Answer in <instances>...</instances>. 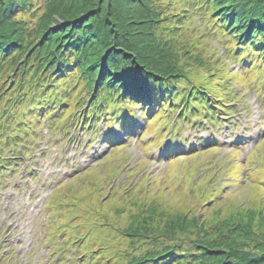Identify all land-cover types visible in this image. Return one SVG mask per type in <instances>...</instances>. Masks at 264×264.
Here are the masks:
<instances>
[{
    "label": "rangeland",
    "instance_id": "374dc122",
    "mask_svg": "<svg viewBox=\"0 0 264 264\" xmlns=\"http://www.w3.org/2000/svg\"><path fill=\"white\" fill-rule=\"evenodd\" d=\"M78 1L35 0L43 5L27 17L32 23L19 22L25 15L11 13L7 22L26 37L22 53L32 54L29 63L34 55V64L49 58L52 46L43 41L45 26L51 25L57 10ZM142 1L145 17L148 11L157 17L164 6L169 20L182 24L178 29L188 40L168 51L180 69L192 80L212 81L215 97L222 96L221 88L228 89L229 105L217 110L225 120L187 125L191 118L180 125L162 111L137 124L132 121L131 131L125 132L112 119L104 124L98 118L93 136L75 127L85 110L76 102L86 97V88L77 82L54 113L51 128L41 122L36 126L40 139L31 154L28 146L19 145L21 155L29 156L22 166L1 178L0 264H92L97 254L100 261L115 264L125 249L133 256L145 251L143 240L132 243L126 236L115 237L118 229L135 224L181 232L176 242L163 245L195 239L194 253L204 249L208 255L201 264H252L238 260L240 256L260 259L245 253L264 249V70L254 69L255 57L252 69L226 57L223 47H235L234 39L224 41L215 25L205 23L212 20L211 8L201 21L186 0ZM16 76L4 73L2 89ZM23 78V87L30 82L29 90L34 89L36 79ZM218 81L224 87L216 86ZM6 104H0L1 113Z\"/></svg>",
    "mask_w": 264,
    "mask_h": 264
},
{
    "label": "trees",
    "instance_id": "16d2710c",
    "mask_svg": "<svg viewBox=\"0 0 264 264\" xmlns=\"http://www.w3.org/2000/svg\"><path fill=\"white\" fill-rule=\"evenodd\" d=\"M186 1L201 21L211 8L209 15L212 20L206 19L205 23L209 21L211 26L215 25L224 41L234 39L235 47H223L226 57L234 65L252 69V57H255L257 66L254 69L264 70V0ZM41 5L43 3L35 0H0V104L7 103L2 111L5 114L0 117V179L22 166L29 156L21 155L19 145L28 146L30 150L26 152L31 154L35 141L40 139L36 126L41 122L51 128L50 124L55 121L54 113L65 104L63 100L70 98L72 87L77 82L86 88L85 100L80 98L76 102L78 107L85 108L75 123L77 130L83 129L82 133L95 134L98 118L104 124L105 119H112L111 122L119 123L118 127L127 132L132 121L137 123V120L162 111L172 114L173 122H188L194 118L187 125L225 120L218 111L219 106L227 107L230 103L228 89L221 88L222 96L215 97L210 87L212 81L205 78L192 80L176 64V58L168 53L175 47L184 46V40L188 39L184 31L178 29L182 24L177 19L175 22L169 20L164 6L157 11V17H154V11H148L149 15L145 17L146 5L142 0H82L67 9L55 10L56 17L43 30V41L52 46L51 54L47 59L38 58L34 64L35 55L29 63L32 54L22 53L26 37L7 19L14 12L25 15L24 20L18 18L19 22L32 23L33 19L27 20V17L35 15ZM216 40L221 41L218 37ZM31 70L32 73L29 72ZM8 71L17 73L18 77L2 89L5 86L3 74ZM26 75L36 79L34 89L29 90L30 82L23 87ZM216 86L224 87L223 81L216 82ZM90 106L91 114L88 113ZM11 111L16 113L13 115ZM2 113L0 109V116ZM80 114L81 111L76 112L75 117ZM180 233L139 224L125 231L120 228L116 238L119 239L118 235L126 236L127 242L143 240L147 244L145 251L135 256L131 250L125 249L117 256L122 259L115 264H201L203 258L206 260L208 255L204 249L194 253L197 245L193 238L183 244H169L176 242ZM164 242L169 243L163 245ZM94 250H86L81 256ZM207 250L213 257V251ZM256 250L245 255L254 253L260 259L240 256L238 260L259 263L264 260V249ZM100 255L91 259L92 264H107L108 260H99Z\"/></svg>",
    "mask_w": 264,
    "mask_h": 264
}]
</instances>
